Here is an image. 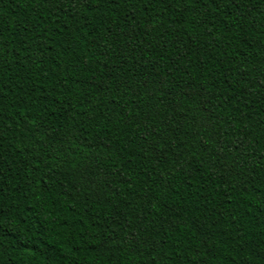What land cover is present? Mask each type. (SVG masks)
I'll return each instance as SVG.
<instances>
[{
  "label": "trees",
  "instance_id": "1",
  "mask_svg": "<svg viewBox=\"0 0 264 264\" xmlns=\"http://www.w3.org/2000/svg\"><path fill=\"white\" fill-rule=\"evenodd\" d=\"M0 264H264V0H0Z\"/></svg>",
  "mask_w": 264,
  "mask_h": 264
}]
</instances>
